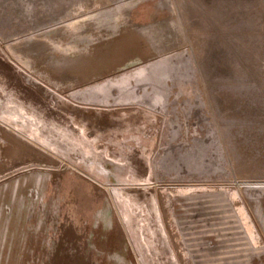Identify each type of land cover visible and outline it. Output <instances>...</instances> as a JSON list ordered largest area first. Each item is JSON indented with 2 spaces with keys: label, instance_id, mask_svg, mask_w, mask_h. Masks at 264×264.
Wrapping results in <instances>:
<instances>
[{
  "label": "rangeland",
  "instance_id": "374dc122",
  "mask_svg": "<svg viewBox=\"0 0 264 264\" xmlns=\"http://www.w3.org/2000/svg\"><path fill=\"white\" fill-rule=\"evenodd\" d=\"M0 264H264V0H0Z\"/></svg>",
  "mask_w": 264,
  "mask_h": 264
}]
</instances>
